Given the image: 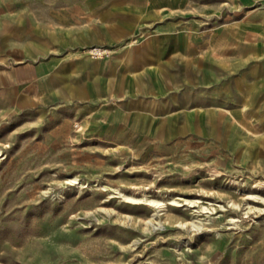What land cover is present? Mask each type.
<instances>
[{"label":"rangeland","instance_id":"obj_1","mask_svg":"<svg viewBox=\"0 0 264 264\" xmlns=\"http://www.w3.org/2000/svg\"><path fill=\"white\" fill-rule=\"evenodd\" d=\"M71 1L0 3L55 18ZM149 33L36 60L0 37L8 74L41 65L0 84V264H264V58L236 89L232 56L198 37L147 61ZM81 53L109 62L72 72Z\"/></svg>","mask_w":264,"mask_h":264},{"label":"crops","instance_id":"obj_2","mask_svg":"<svg viewBox=\"0 0 264 264\" xmlns=\"http://www.w3.org/2000/svg\"><path fill=\"white\" fill-rule=\"evenodd\" d=\"M256 3L257 0H73L62 5L55 18L32 6L10 11L7 4L0 3V37L28 48L34 56L32 60H36L57 46H110L136 31H147L150 33L143 40V56L153 62L163 52L175 59L181 54L178 47L197 45L198 37H202L205 53L234 58L233 83L240 89V67L264 58V10ZM20 54L15 51L13 59L20 60ZM84 54L67 61L72 72L85 68L95 73L109 62ZM115 57L118 56L113 55L112 60ZM11 58V53L0 55V84L33 78L32 73L41 67L24 61L13 67L10 75L7 64ZM81 59L86 61L79 62ZM160 67L166 71L165 65ZM251 67L255 68L254 64ZM83 92V84H78L76 93Z\"/></svg>","mask_w":264,"mask_h":264},{"label":"built area","instance_id":"obj_3","mask_svg":"<svg viewBox=\"0 0 264 264\" xmlns=\"http://www.w3.org/2000/svg\"><path fill=\"white\" fill-rule=\"evenodd\" d=\"M108 48L107 47H103V46H99V45H92L89 48V52L93 54V56L97 57V56H101V55H105L108 53Z\"/></svg>","mask_w":264,"mask_h":264},{"label":"bare ground","instance_id":"obj_4","mask_svg":"<svg viewBox=\"0 0 264 264\" xmlns=\"http://www.w3.org/2000/svg\"><path fill=\"white\" fill-rule=\"evenodd\" d=\"M151 202H154V201H152V200H150ZM156 202V201H155ZM158 203V202H157Z\"/></svg>","mask_w":264,"mask_h":264}]
</instances>
